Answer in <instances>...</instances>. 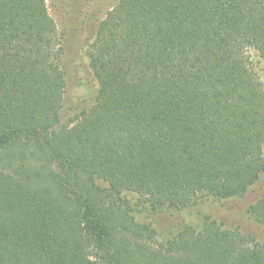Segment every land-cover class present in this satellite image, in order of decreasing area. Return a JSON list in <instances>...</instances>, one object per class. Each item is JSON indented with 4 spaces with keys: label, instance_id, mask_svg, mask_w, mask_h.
Listing matches in <instances>:
<instances>
[{
    "label": "trees",
    "instance_id": "1",
    "mask_svg": "<svg viewBox=\"0 0 264 264\" xmlns=\"http://www.w3.org/2000/svg\"><path fill=\"white\" fill-rule=\"evenodd\" d=\"M251 51L264 0H118L88 51L95 103L66 121L46 1L0 0V264H264L257 235L155 222L261 182ZM247 212L264 228V189Z\"/></svg>",
    "mask_w": 264,
    "mask_h": 264
},
{
    "label": "rangeland",
    "instance_id": "2",
    "mask_svg": "<svg viewBox=\"0 0 264 264\" xmlns=\"http://www.w3.org/2000/svg\"><path fill=\"white\" fill-rule=\"evenodd\" d=\"M45 1L65 49L68 72L65 104L67 108H71L66 113L67 121L95 103L98 84L89 68L88 51L94 41L96 28L118 0ZM249 54L264 82V61L256 51ZM263 189L264 175L261 182L251 188L244 197L226 201L205 198L183 211L160 213L155 217V222L158 229L164 231L163 237L167 239L176 233L171 231H176L172 227L177 223L182 222L201 229L206 219H215L228 228H238L244 233L257 235L258 241L264 242V228L254 222L247 212Z\"/></svg>",
    "mask_w": 264,
    "mask_h": 264
}]
</instances>
